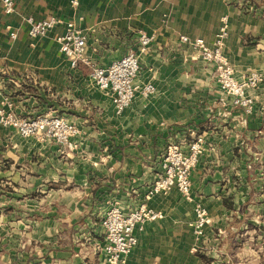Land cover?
Wrapping results in <instances>:
<instances>
[{
    "label": "crops",
    "instance_id": "0c3cea01",
    "mask_svg": "<svg viewBox=\"0 0 264 264\" xmlns=\"http://www.w3.org/2000/svg\"><path fill=\"white\" fill-rule=\"evenodd\" d=\"M14 1L11 14L0 2V106L62 114L80 132L68 146L0 122V264H108L101 218L112 204L143 203L163 217L136 228L129 264H264V82L247 112L221 90L215 65L180 40L212 44L226 16L224 54L237 75L264 73V0ZM28 15L63 23L32 37ZM70 20L87 36L84 58L104 67L138 48L140 30L152 35L139 81L156 92L118 113L90 63L72 67L60 50L56 35ZM179 130L206 141L191 174L193 199L210 217L200 239L194 200L177 189L145 197Z\"/></svg>",
    "mask_w": 264,
    "mask_h": 264
},
{
    "label": "built area",
    "instance_id": "2783aa9c",
    "mask_svg": "<svg viewBox=\"0 0 264 264\" xmlns=\"http://www.w3.org/2000/svg\"><path fill=\"white\" fill-rule=\"evenodd\" d=\"M77 6L79 0H71ZM4 11L11 14L16 10L14 0H0ZM28 33L32 37L47 35L63 20L57 16L43 19L28 15L25 18ZM64 33L56 35L60 50L70 60L72 67H77L80 61L90 63V77L96 86L107 92L115 105L116 111L122 113L140 93L149 97L156 92L152 82L140 83L141 54L146 52L153 41V36L140 30L138 48L130 49L121 58L114 60L108 66H100L84 58L87 46V36L73 21L65 22ZM15 37V33H11ZM229 35L227 17H222V24L215 35L212 44L203 37L181 35L183 43L191 45L201 57L215 65V76L221 90L231 97L233 104L246 108L251 112L254 97L251 90L264 82V73L253 71L237 75L236 69L224 54L226 39ZM0 97L7 103L4 93L3 78L0 76ZM0 122L11 127L24 137L43 134L55 139L61 145H71L72 138L80 132L78 126L63 115L41 113L36 116L22 115L15 109H5L0 106ZM205 137L192 131L179 130L174 132L159 155L160 171L149 186L145 197L151 198L158 193H169L177 189L186 199L194 200L192 196L191 174L205 148ZM264 213V199L261 202ZM195 219L191 225L197 239L204 236L210 217L206 207L194 200ZM163 217V212L149 207L145 203L130 211H124L119 205L112 204L101 218L103 245L101 251L108 264H129L128 257L138 242L136 228Z\"/></svg>",
    "mask_w": 264,
    "mask_h": 264
},
{
    "label": "rangeland",
    "instance_id": "374dc122",
    "mask_svg": "<svg viewBox=\"0 0 264 264\" xmlns=\"http://www.w3.org/2000/svg\"><path fill=\"white\" fill-rule=\"evenodd\" d=\"M235 68V67H234ZM253 72V71H252ZM258 72V71H257ZM93 81V80H92ZM94 82V81H93ZM95 84V83H94ZM46 113H48V112H46ZM51 114V113H50ZM53 114H55V113H53ZM58 114V113H57ZM59 115H62V114H59ZM69 146V145H68ZM21 208H22V205L20 206ZM108 210V209H107ZM11 227L13 228H15V226L14 225H11ZM21 239H22V237H21ZM13 242H15V241H13ZM12 243V242H11Z\"/></svg>",
    "mask_w": 264,
    "mask_h": 264
}]
</instances>
